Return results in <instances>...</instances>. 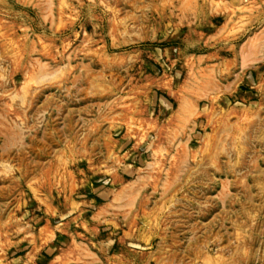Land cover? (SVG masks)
I'll list each match as a JSON object with an SVG mask.
<instances>
[{
    "label": "rangeland",
    "instance_id": "rangeland-1",
    "mask_svg": "<svg viewBox=\"0 0 264 264\" xmlns=\"http://www.w3.org/2000/svg\"><path fill=\"white\" fill-rule=\"evenodd\" d=\"M0 264H264V0H0Z\"/></svg>",
    "mask_w": 264,
    "mask_h": 264
}]
</instances>
